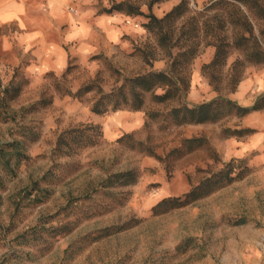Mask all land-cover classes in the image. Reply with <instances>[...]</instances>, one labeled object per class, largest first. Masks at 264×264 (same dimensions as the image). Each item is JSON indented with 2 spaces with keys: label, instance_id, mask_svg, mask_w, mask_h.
I'll list each match as a JSON object with an SVG mask.
<instances>
[{
  "label": "rangeland",
  "instance_id": "obj_1",
  "mask_svg": "<svg viewBox=\"0 0 264 264\" xmlns=\"http://www.w3.org/2000/svg\"><path fill=\"white\" fill-rule=\"evenodd\" d=\"M121 1L126 0H100L97 5V14L119 16V37L110 40L96 26L90 43L68 45L64 65L41 71L33 68L29 54L18 58V49L0 53V148L21 138V133L32 136L33 130L37 136L21 138L26 159L12 171L0 172V264H264V109L217 122L176 125L164 122L163 116H147L149 109L165 112L170 106L153 103L150 93L142 110L99 114L91 107L96 90L81 98L57 90L60 84L76 92L96 82L109 92L125 77L167 67L155 35L144 28L149 0H130L144 14L107 11ZM180 1L162 0L152 12L162 17ZM212 1L190 0V7L202 10ZM259 1L262 7L256 17L250 15L264 45V35L259 33L264 31V0ZM105 3L108 7H103ZM8 28H0V33ZM215 53L212 45L199 48L185 100L194 105L224 95L252 106L264 94V89L254 86L264 65L246 62L242 79L231 90L222 73L242 57L233 49L222 76L215 79L216 89L202 69ZM251 79L253 86L242 85ZM18 83L20 94L5 103L2 90ZM43 98L51 102L38 104ZM88 123L102 126L100 143L78 153L57 149L62 131ZM235 129L246 133L233 135ZM125 134H131V139L117 140ZM192 137L205 141L184 152V138ZM137 141L159 157L133 147ZM236 157L244 158L250 168L244 178L185 207L153 212L160 200L183 195ZM131 168L140 175L135 183L114 188L113 197L96 192L109 175ZM45 221L76 226L58 236L44 232L47 240L35 241L29 231ZM120 226V231L90 241L100 229Z\"/></svg>",
  "mask_w": 264,
  "mask_h": 264
},
{
  "label": "trees",
  "instance_id": "obj_2",
  "mask_svg": "<svg viewBox=\"0 0 264 264\" xmlns=\"http://www.w3.org/2000/svg\"><path fill=\"white\" fill-rule=\"evenodd\" d=\"M160 1L162 0L148 1L150 12L145 14L148 20L144 23V28L155 35L158 47L164 52V57L167 59V67L164 70L150 69L146 73L125 77L120 85L113 87L109 92L102 89L96 82L82 85L76 92L64 88L60 84L57 85V90L75 98H81L83 95L96 90L97 96L91 107L94 113L99 114L124 108L142 110L146 107V95L150 93L153 103L164 105L167 103L170 106L165 112L149 109L147 116L151 119H158L163 116L164 122L176 125L217 122L229 115L244 116L252 113V111L264 109V94L258 96L252 106L242 105L235 99L224 95H217L213 99L194 105L185 100L191 88V66L198 56L202 44L215 47L216 53L213 59L204 63L202 69L216 89H219V86L215 79L223 70L222 67L226 65L233 49L240 51L242 57L236 58L229 66L228 71L222 73L225 74L231 90H234L242 79L243 67L246 62L264 65V45L255 32L250 15V13L253 15L258 13L262 7L260 1L213 0L204 9L193 11L190 7V0H181L162 17H158L152 12V7ZM107 11L109 13L118 11L126 15L144 14L140 6L130 0L114 3ZM259 33L264 35L263 30H260ZM146 58L150 60L148 55ZM20 89L21 83L4 88L2 90L4 102L8 103L11 99L16 98L21 92ZM47 102H51V99L48 101V98H43L38 104ZM245 131L244 129H235L231 132L233 135H240L246 133ZM31 133L32 136L21 133V138L32 137L36 139V132L32 130ZM103 134L102 126L97 123H88L85 126H78V128L66 129L58 136L57 149L65 153H78L82 149L100 143ZM131 137V134H125L117 140L125 141ZM21 138H14L0 148V172L2 169L6 172L12 171L15 165H19L23 162L22 160L26 159L25 143H23L24 139ZM204 141L202 137L184 138L185 149L183 150L184 152L191 151L200 147ZM132 146L138 147L139 150L145 151L147 154L159 157L151 147H146L142 141H137ZM249 170L246 160L236 157L218 171L213 172L212 175L203 178L183 195L167 196V198L160 200L153 205L152 210L155 214H161L174 208L185 207V205L194 203L220 188L244 178ZM139 176V172L133 168L114 172L102 182L101 187L97 188L96 192L99 191L105 196L113 197L114 188L132 185ZM75 226L76 223L73 224L72 222L46 225L45 221L29 232L32 233V239L35 241H44L48 237H44V232H48L51 236H58L72 232ZM120 228L123 227H115V230L110 227L102 228L100 234L90 241H97L100 237L112 235L120 231Z\"/></svg>",
  "mask_w": 264,
  "mask_h": 264
},
{
  "label": "crops",
  "instance_id": "obj_3",
  "mask_svg": "<svg viewBox=\"0 0 264 264\" xmlns=\"http://www.w3.org/2000/svg\"><path fill=\"white\" fill-rule=\"evenodd\" d=\"M100 0H0V53L18 49V58L29 54L33 68L45 70L64 65L68 45L90 43L94 28L100 26L111 39L119 37L121 27L117 16L97 14ZM103 7H108L105 3ZM254 86L264 89V72ZM253 79L242 85L253 86Z\"/></svg>",
  "mask_w": 264,
  "mask_h": 264
}]
</instances>
